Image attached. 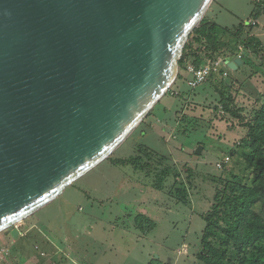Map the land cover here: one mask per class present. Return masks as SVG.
<instances>
[{
  "label": "water",
  "instance_id": "obj_1",
  "mask_svg": "<svg viewBox=\"0 0 264 264\" xmlns=\"http://www.w3.org/2000/svg\"><path fill=\"white\" fill-rule=\"evenodd\" d=\"M214 1L0 0V234L142 130Z\"/></svg>",
  "mask_w": 264,
  "mask_h": 264
},
{
  "label": "rangeland",
  "instance_id": "obj_2",
  "mask_svg": "<svg viewBox=\"0 0 264 264\" xmlns=\"http://www.w3.org/2000/svg\"><path fill=\"white\" fill-rule=\"evenodd\" d=\"M204 21L220 27L217 44L230 41L239 50L233 59L247 65L194 90L180 68L176 95L167 94L118 153L0 234V264H21L32 253L46 264H208L202 258L206 218L220 188L235 175L249 183L256 168L249 159H261L243 140L264 106V0H216ZM211 49L206 44L199 54L213 55ZM184 60L193 64L191 50Z\"/></svg>",
  "mask_w": 264,
  "mask_h": 264
},
{
  "label": "trees",
  "instance_id": "obj_3",
  "mask_svg": "<svg viewBox=\"0 0 264 264\" xmlns=\"http://www.w3.org/2000/svg\"><path fill=\"white\" fill-rule=\"evenodd\" d=\"M219 29L216 23L203 20L202 26L191 35L184 53L187 50L193 52V65L196 68L205 64L206 59L226 60L239 52L237 47L231 46L230 41L217 44ZM194 44L202 47L193 51ZM206 44L212 47L213 55L199 54L206 50ZM184 53L180 61L183 70L187 66ZM245 65L247 63L244 61L239 71ZM249 129V135L243 142L255 154H261V159L257 155L250 157V168L254 164L256 168L249 183L245 178L235 175V182L220 188L216 197L218 204L206 218L208 229L204 236L202 258L208 264H264V215L258 211V206L264 211V106L256 115V123ZM146 156H150V153L146 152ZM133 161H137V158L127 162L119 160L117 164L127 166ZM180 192L185 193V190L181 189Z\"/></svg>",
  "mask_w": 264,
  "mask_h": 264
},
{
  "label": "built area",
  "instance_id": "obj_4",
  "mask_svg": "<svg viewBox=\"0 0 264 264\" xmlns=\"http://www.w3.org/2000/svg\"><path fill=\"white\" fill-rule=\"evenodd\" d=\"M221 64V61H210V63L206 62L198 68H196L193 64H187L186 69L192 77L189 81V86L192 88H196L206 82L209 78L212 77L214 73L219 70Z\"/></svg>",
  "mask_w": 264,
  "mask_h": 264
},
{
  "label": "crops",
  "instance_id": "obj_5",
  "mask_svg": "<svg viewBox=\"0 0 264 264\" xmlns=\"http://www.w3.org/2000/svg\"><path fill=\"white\" fill-rule=\"evenodd\" d=\"M233 59V58H232ZM236 59V58H235ZM243 65V64H242ZM242 66H240L239 68H241ZM239 68H238V70L237 71H234V73H232L231 75L232 76H236V74H235V72H238L239 71ZM185 72H184V74L186 75H188L187 77H188V82L186 83V85L187 86H189V81H190V79L192 78L191 77V75L188 73V71H187V69L186 70H184ZM229 71H231V72H233L232 70H230L229 68H228V65L225 63V61H222V64H221V66H220V68H219V70L216 72V73H214L213 75H212V77L214 76L215 77V75H219V74H222V73H226V72H229ZM241 73V72H240ZM213 77V78H214ZM205 83V82H204ZM203 83V84H204ZM203 84H201L200 86H198V87H196V88H192V87H190L189 86V88L191 89V90H194V89H198L199 87H202V85ZM174 93V92H173ZM173 95H176V93H174ZM184 98H187V96H184ZM224 161V160H223ZM222 161V162H223ZM5 239V238H4ZM4 239H2L3 241H4ZM6 240V239H5ZM7 240L8 241H11L12 239H9V238H7ZM13 242H15V241H13ZM30 245V244H29ZM22 249H25V248H22ZM36 249V248H35ZM50 253V252H49ZM16 254H18V253H16ZM59 254V252H57V251H53V255L55 256H57ZM67 258H68V252H67ZM38 256H40L38 253L36 254V253H32V254H28L27 255V258H26V260H25V262H23V263H21V264H46V262L44 261V260H46V259H44L43 260V262H41L39 259V257ZM70 256L72 257L71 259L72 260H77V259H80V258H78V257H76V256H74L73 254H70ZM19 258L20 259H23V257H22V253H20V256H19ZM54 260H55V257L53 258ZM47 262H49V260H47ZM52 262V261H51ZM51 262H49V263H51ZM65 263L66 264H68V260H65Z\"/></svg>",
  "mask_w": 264,
  "mask_h": 264
}]
</instances>
